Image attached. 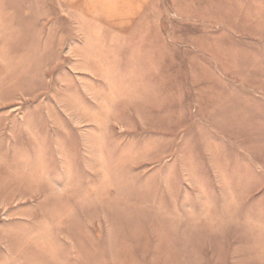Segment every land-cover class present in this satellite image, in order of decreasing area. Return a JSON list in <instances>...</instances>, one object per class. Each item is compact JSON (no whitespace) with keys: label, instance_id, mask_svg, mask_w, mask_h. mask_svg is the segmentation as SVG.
<instances>
[{"label":"rangeland","instance_id":"374dc122","mask_svg":"<svg viewBox=\"0 0 264 264\" xmlns=\"http://www.w3.org/2000/svg\"><path fill=\"white\" fill-rule=\"evenodd\" d=\"M129 1L0 0V264H264V0Z\"/></svg>","mask_w":264,"mask_h":264},{"label":"crops","instance_id":"0c3cea01","mask_svg":"<svg viewBox=\"0 0 264 264\" xmlns=\"http://www.w3.org/2000/svg\"><path fill=\"white\" fill-rule=\"evenodd\" d=\"M139 3H141V1H138L135 3L134 1H129V0L128 1L127 0H116L115 6L114 5L110 6L112 9L111 11H113L112 13H110L112 15L113 20L112 22L111 21H108V22L111 24H117L120 27L122 25L125 26L127 22H130L131 19H134L136 13L139 10ZM4 4L7 6V9H9V6H10L12 7V11H17V10H20L19 5L26 6V0H5ZM121 4H122V7H121Z\"/></svg>","mask_w":264,"mask_h":264}]
</instances>
